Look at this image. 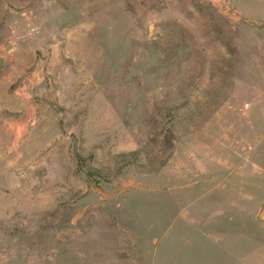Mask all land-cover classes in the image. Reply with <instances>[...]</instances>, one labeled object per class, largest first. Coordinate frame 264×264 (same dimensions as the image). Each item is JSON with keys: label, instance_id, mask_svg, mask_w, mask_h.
<instances>
[{"label": "rangeland", "instance_id": "rangeland-1", "mask_svg": "<svg viewBox=\"0 0 264 264\" xmlns=\"http://www.w3.org/2000/svg\"><path fill=\"white\" fill-rule=\"evenodd\" d=\"M263 199L264 0H0V264H264Z\"/></svg>", "mask_w": 264, "mask_h": 264}, {"label": "water", "instance_id": "water-1", "mask_svg": "<svg viewBox=\"0 0 264 264\" xmlns=\"http://www.w3.org/2000/svg\"><path fill=\"white\" fill-rule=\"evenodd\" d=\"M255 219L260 222H264V199L259 203L256 213Z\"/></svg>", "mask_w": 264, "mask_h": 264}, {"label": "trees", "instance_id": "trees-1", "mask_svg": "<svg viewBox=\"0 0 264 264\" xmlns=\"http://www.w3.org/2000/svg\"><path fill=\"white\" fill-rule=\"evenodd\" d=\"M88 173V175H91V172H87Z\"/></svg>", "mask_w": 264, "mask_h": 264}]
</instances>
